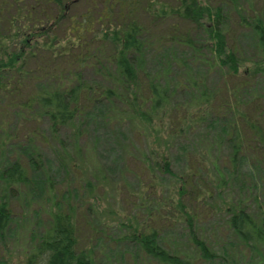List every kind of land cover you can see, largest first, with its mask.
<instances>
[{"label":"rangeland","instance_id":"rangeland-1","mask_svg":"<svg viewBox=\"0 0 264 264\" xmlns=\"http://www.w3.org/2000/svg\"><path fill=\"white\" fill-rule=\"evenodd\" d=\"M73 8L70 14L78 21L83 5ZM236 8L247 10L250 18V10L253 15L263 12L264 16V0H236ZM42 9L45 7H36L30 15L39 16ZM234 12L230 6L223 7L229 19V43L248 64L239 69V79L245 67L252 68L249 62L263 58L253 34L240 27ZM21 25L25 27L20 30L30 22ZM27 37L32 40L35 36L31 33ZM67 39L68 34L64 42ZM195 40L202 47L196 56L192 52L178 54L175 49H166L169 51L161 56L177 53L176 58H187L183 68L168 71L166 86L174 89L182 82L195 81L198 88L173 93L169 105L153 117L152 124L142 123L127 110L124 101L122 106L88 107L80 119L52 136L47 122L32 124L25 120L26 114L16 113L0 100V139L5 133L11 139L1 159L9 163L19 158L30 175L29 187L11 201L14 218L0 239V264H25L37 239L50 225L51 214L67 209L78 220L83 246L102 256L100 264H134L138 256L135 249L116 243L134 230L147 231L155 226L163 247L189 264H264V247L241 241L227 223V207L237 203L255 222L264 220V150L248 145L249 153L245 150L237 169L231 171L225 133L229 124L240 125L236 114L255 120L264 113V75L242 89L225 70L214 68L210 60L207 64L200 60L210 59L205 48L209 39L198 32ZM32 49V44L20 42L15 48L22 52L21 58ZM162 66L154 56L145 62L152 75ZM83 82L94 89L110 87L107 79L89 69L83 72ZM204 90L210 95V103L198 107L191 97ZM228 103L237 108L233 114L214 118ZM34 133L35 145L29 146L26 140ZM164 160L170 174L163 172ZM191 234L213 253L209 261L194 247Z\"/></svg>","mask_w":264,"mask_h":264},{"label":"trees","instance_id":"trees-1","mask_svg":"<svg viewBox=\"0 0 264 264\" xmlns=\"http://www.w3.org/2000/svg\"><path fill=\"white\" fill-rule=\"evenodd\" d=\"M76 5L84 8L78 21L70 14ZM39 6L45 7L41 15H30ZM225 6L235 11L241 28L251 31L255 47L263 58L260 62H249L252 68L245 67L239 79V69L248 64L242 53L229 43L226 27L229 19L223 14ZM245 11L236 8V0H0V100L17 110L16 113L26 114L29 119L25 120L32 124L47 122L52 136L80 119L88 107L122 106L124 101L127 110L142 123L152 124L153 117L169 105L173 93L198 88L195 81L182 82L174 89L166 86L164 79L168 71L183 68L187 58L178 59L177 53L161 56L169 51L166 49H175L173 52L178 54L192 52L196 56L202 49L195 40L198 32L209 39L205 48L210 59L200 60L204 64L210 60L211 66L225 70L239 81L242 89L250 86L255 77L264 75L263 12L256 11L258 16L250 10V18ZM26 21L30 25L20 30ZM64 24L67 25L61 30ZM31 33L35 36L32 40L27 37ZM67 34L70 39L64 42ZM19 42L32 44L35 49L21 58L22 52H16ZM148 56L163 62L157 74L147 72ZM88 69L107 79L110 87L94 89L86 85L83 72ZM205 90L198 97H191L198 107L210 103V95ZM235 109L229 103L224 104L223 112L214 118L232 115ZM1 111L3 108L0 114ZM236 115L240 117V125L229 124L225 132L231 151L227 167L231 171L237 169L245 150L249 153L248 145H259L264 150V113L255 120L242 113ZM35 135L26 140L29 146L35 145ZM10 142L5 133L0 139V159ZM18 159L15 157L9 163L0 161V239L14 218L12 199L30 184L28 170ZM161 165L163 172L170 174L165 160ZM32 166L29 162V168ZM181 185L185 186V182ZM227 212L229 229L241 241L264 247V220L255 222L240 203L227 207ZM187 221L191 222V218ZM78 224L70 209L51 214L50 225L37 239L25 264H100L102 256L83 246ZM155 227L134 230L119 238L116 244L135 249L138 256L134 257V264H189L163 247ZM190 237L201 256L209 261L213 253L195 234Z\"/></svg>","mask_w":264,"mask_h":264}]
</instances>
